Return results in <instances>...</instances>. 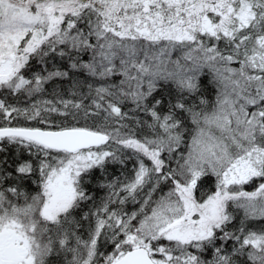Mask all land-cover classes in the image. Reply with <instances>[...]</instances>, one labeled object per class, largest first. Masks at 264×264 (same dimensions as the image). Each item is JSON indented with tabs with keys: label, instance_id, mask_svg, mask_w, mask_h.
Segmentation results:
<instances>
[{
	"label": "snow or ice",
	"instance_id": "6c2138e0",
	"mask_svg": "<svg viewBox=\"0 0 264 264\" xmlns=\"http://www.w3.org/2000/svg\"><path fill=\"white\" fill-rule=\"evenodd\" d=\"M57 57L64 63L47 68ZM33 59L45 67L29 77ZM204 70L216 89L210 111L186 102L200 94ZM80 72L99 81H84L88 92L79 94L89 105L60 99L21 108L0 99V143L30 157L13 171L0 160V264H48L61 252L71 254L68 264H264V230L246 226L264 219V182L242 190L264 181V0H0V94L32 98L59 79L71 81L75 96ZM114 77L119 83H109ZM161 82L180 93L164 114L154 96ZM129 101L151 116L143 122L150 134L124 123L134 119L122 111ZM81 112L93 123L81 126ZM45 113L75 123L55 124ZM20 117L48 126H12ZM186 133L187 153L177 156ZM125 157L137 164L120 187L127 195L119 197L115 182L101 184L113 192L84 213L83 238L73 225L83 227L75 216L93 200L86 178ZM37 171L38 191L26 194L20 185ZM209 175L215 191L198 198ZM137 196L138 211L109 208ZM230 205L244 212L233 230ZM101 237L110 253L100 252Z\"/></svg>",
	"mask_w": 264,
	"mask_h": 264
},
{
	"label": "trees",
	"instance_id": "16d2710c",
	"mask_svg": "<svg viewBox=\"0 0 264 264\" xmlns=\"http://www.w3.org/2000/svg\"><path fill=\"white\" fill-rule=\"evenodd\" d=\"M221 47L223 45L221 44ZM84 58V56H83ZM31 68L26 73L29 77L31 76L32 72L40 71L41 68L45 67V65H41L37 63V60L33 59L31 62ZM60 64L62 65L64 62L60 61V59L57 57L55 61L49 62L47 64V68L51 69L53 67V64ZM237 66V65H233ZM76 79L81 81L82 83V89L77 88V95L73 96L71 91V81L68 80H57L55 83L52 81H48L44 85V91L41 93L36 94L34 97L29 98L26 96H21L19 101H17L16 98L11 96H5L4 94H0V99H6L8 103L14 104L17 107H30L33 103L37 101H53L54 103L59 101L60 99L65 100H73V101H83L85 105L91 104L90 99H83V97L79 94L81 91L83 93L88 92L87 83H92L94 85L98 84L99 81L96 78L87 76L85 73L80 72L76 73ZM200 79L203 81V86L201 89V92L199 95H196L194 97H186V102L189 106L194 105L196 107V110L205 109V110H211L212 106L215 103L216 100V89L215 86L210 82L211 81V75L207 73V70H204V72L201 74ZM87 80V83H84V81ZM112 83H116V79L113 78ZM161 87L157 89V91L154 93V96L157 99L163 100V103L158 106V110L161 114L167 113L169 111V102L175 103L177 98L179 97L180 93L177 91L174 85L171 84H165L161 83ZM201 99L206 100L207 104H201ZM151 100V98H150ZM62 107V106H61ZM133 109H135V105L132 104L130 101L126 102L122 105V111L125 113H128L130 117H134V119H126L124 123L129 124V126L137 132L139 136H144L146 134H150V130L148 129L147 125L143 122H151L152 118L150 115L144 113L143 111H135L133 112ZM179 112V110H177ZM46 118L55 124L61 123L62 121H67L71 123H75V121L72 120L71 116H68L67 118L60 116L58 113H51V114H44ZM80 119L79 124L81 126L87 124H92L93 121L91 119L85 121L83 117V113H80ZM180 118L183 119V123L186 125L188 130H191V120L188 117L187 113L180 114ZM138 119L141 121V125H137L135 123V120ZM0 126H3L0 124ZM12 126H39V127H47L48 125H40L37 123V121H28L25 120L23 117H20L18 119H15L12 121ZM189 140V135L187 133L184 137V143L181 145L180 149L177 150L176 155L178 153H181L184 151V149L187 147V142ZM113 148L117 147L116 145H112ZM0 148H3L4 151H0V160H7L8 164L5 165L6 167L11 166L9 168L10 171H13L15 168V163L17 161H23L30 159L29 154L26 151H21L19 146L8 144L6 141L0 143ZM127 151V150H125ZM130 155V153H129ZM165 158L167 157V153L163 154ZM31 159L38 163L35 160V157H31ZM150 163V162H149ZM171 166L175 167V159L171 162ZM137 167L135 159H128L125 157L124 163H109L106 165V171L104 173H101L99 169H95L92 171L90 178H86L87 182L85 184V187L89 191V195L93 197V200L86 201L83 203L82 209L78 210L77 215L75 216V219L80 220L83 227H79L77 225H73V228L76 230L77 234L82 236L83 238L87 239L88 236V221L83 220L82 217L85 212L88 211H95L96 206H100L102 202L107 200L109 195L113 192V189H110L108 187H101V184L107 185L109 183L116 184L115 191L118 193L119 197H124L127 194L120 191V187L123 183H127L130 179L134 176V168ZM39 173L35 175L30 176L28 179L24 180L23 183L20 185L21 190L29 195H35V193L38 191L37 184L34 183V181L38 180ZM257 180V182H254ZM264 182L260 178H256L253 181L249 183L244 188L249 189L253 191L256 188L259 183ZM11 183V181L9 182ZM215 179L209 175L208 177H205L203 181L201 182L200 188L197 191L196 195L198 198L205 196L206 194H210L214 192L215 190ZM167 184L162 185L163 191H165V188L167 187ZM114 199H116L114 197ZM20 202L23 203V197L20 198ZM142 202V199L140 196H137V202H133L131 199H129L125 204L121 205L118 202V199L115 203H112L109 205L110 209L114 210H123L124 212L131 213L134 211H138L140 207V203ZM229 211L233 214L234 220L232 224L229 226V230H233L235 228H239L241 220L244 219V212L242 209H237L234 207H230ZM93 225L95 224V220L92 221ZM246 226L249 229L252 230H264V219L256 218L251 219L246 222ZM74 244V240H73ZM112 245L110 243H105L104 238L101 237L100 243H99V250L102 253H110L112 251ZM232 247V242H228V248L230 249ZM202 258L204 259H211V253H206ZM71 260V254L70 253H64L61 252L59 255H53L49 257L48 264H68V262Z\"/></svg>",
	"mask_w": 264,
	"mask_h": 264
},
{
	"label": "rangeland",
	"instance_id": "374dc122",
	"mask_svg": "<svg viewBox=\"0 0 264 264\" xmlns=\"http://www.w3.org/2000/svg\"><path fill=\"white\" fill-rule=\"evenodd\" d=\"M178 55H179V53L174 52L172 58H173V59H176ZM83 56H84V58H83ZM82 59L85 60V61L88 60V59H89V55H82ZM237 66H238V65H237ZM114 78L116 79V83H119V77H114ZM112 81H113V78H110V79H109V83H112ZM161 83H164V82H161ZM188 141H190V136H189V140H188ZM183 153H184V154L187 153V147L184 149ZM179 154H180V153H178L177 156H179ZM212 177L215 179L214 176H212ZM254 179H256V178H254ZM254 179H253V180H254ZM253 180H252V181H253ZM215 182H216V181H215ZM250 182H251V181H250ZM250 182H248L247 184H244V185L242 186V190H244V191H249V192H250L251 190L244 188V186L246 187L247 185H249ZM254 182H257V180H255ZM250 184H251V183H250ZM257 186H258V185H257ZM252 189L255 190V188H252ZM167 190H168V186L165 188V192H166ZM254 190H253V191H254ZM214 191H215V190H214ZM230 207H233V206L230 205L229 208H230ZM242 210H243V209H242Z\"/></svg>",
	"mask_w": 264,
	"mask_h": 264
}]
</instances>
